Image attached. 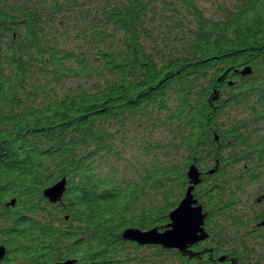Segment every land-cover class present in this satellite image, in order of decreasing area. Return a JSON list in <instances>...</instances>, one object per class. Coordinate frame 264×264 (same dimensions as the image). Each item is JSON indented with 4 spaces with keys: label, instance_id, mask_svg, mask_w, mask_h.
Returning <instances> with one entry per match:
<instances>
[{
    "label": "trees",
    "instance_id": "trees-1",
    "mask_svg": "<svg viewBox=\"0 0 264 264\" xmlns=\"http://www.w3.org/2000/svg\"><path fill=\"white\" fill-rule=\"evenodd\" d=\"M178 1L0 0V264H245L264 245V0ZM190 165L212 261L124 241L169 223Z\"/></svg>",
    "mask_w": 264,
    "mask_h": 264
},
{
    "label": "water",
    "instance_id": "water-1",
    "mask_svg": "<svg viewBox=\"0 0 264 264\" xmlns=\"http://www.w3.org/2000/svg\"><path fill=\"white\" fill-rule=\"evenodd\" d=\"M249 73L250 70L247 68L241 74L244 76ZM200 175L196 166L190 165L188 167L186 172L188 187L185 195L178 206L169 213V223L164 228H153L147 231L126 229L122 233V239L139 246H159L164 249H175L183 256L196 257L189 251L190 248L208 239V234L204 230L206 213H203L201 205H198L193 195L194 188L201 183ZM65 187V179H61L44 189L43 198L50 204H56L61 201ZM11 205H13V202ZM5 254V248L1 246L0 262ZM219 261L223 262V258ZM73 262L66 261L62 264H73Z\"/></svg>",
    "mask_w": 264,
    "mask_h": 264
},
{
    "label": "flooded vegetation",
    "instance_id": "flooded-vegetation-1",
    "mask_svg": "<svg viewBox=\"0 0 264 264\" xmlns=\"http://www.w3.org/2000/svg\"><path fill=\"white\" fill-rule=\"evenodd\" d=\"M257 210L256 211H260L262 210V208H264V200H258L257 201ZM260 219V218H257ZM261 221H259V225H257L258 223L251 225V227L253 228L249 234V238L251 239V244H253V239L256 240H264V218L260 219ZM205 228V227H204ZM202 242H199L195 245H193L189 251L192 252V254L196 257L193 258H189L187 256H183L181 255L177 250L175 249H164V250H169L171 251L170 253L174 255V258L176 259L177 256H181L186 258L188 261H200V262H205V261H212L209 258H203V255L205 252H200L199 250H197L198 245H200ZM162 248V247H161ZM264 245H259L256 244L254 246V258L252 259H242L241 261H243L245 264H251V262H253V264H264V251H263ZM221 258H223V262H220L219 258L216 259V261L219 264H239L240 261H238L236 258H229L228 255L226 253H222L221 254Z\"/></svg>",
    "mask_w": 264,
    "mask_h": 264
},
{
    "label": "rangeland",
    "instance_id": "rangeland-1",
    "mask_svg": "<svg viewBox=\"0 0 264 264\" xmlns=\"http://www.w3.org/2000/svg\"><path fill=\"white\" fill-rule=\"evenodd\" d=\"M168 1H171V3L177 9L184 8V4H182L181 1L178 0H168ZM192 2L197 4L199 10H201L206 17H216L220 13L221 7L223 6L232 7V5L235 4V0H192ZM129 138L130 136L126 139V141H128ZM129 150H132V148H130ZM132 152L134 153V155H136V152L134 150ZM126 167L128 168L130 167L129 163L127 162H126Z\"/></svg>",
    "mask_w": 264,
    "mask_h": 264
}]
</instances>
